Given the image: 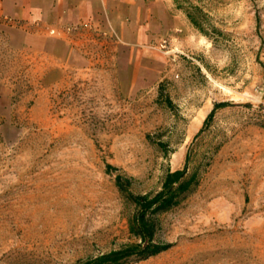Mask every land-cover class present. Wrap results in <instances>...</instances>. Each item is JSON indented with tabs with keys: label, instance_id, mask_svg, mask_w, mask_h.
Segmentation results:
<instances>
[{
	"label": "rangeland",
	"instance_id": "obj_1",
	"mask_svg": "<svg viewBox=\"0 0 264 264\" xmlns=\"http://www.w3.org/2000/svg\"><path fill=\"white\" fill-rule=\"evenodd\" d=\"M103 2L63 22L0 0V264L130 243L115 174L153 192L185 165L198 184L158 217L173 245L122 264H264V0H203L213 40L173 0Z\"/></svg>",
	"mask_w": 264,
	"mask_h": 264
},
{
	"label": "trees",
	"instance_id": "obj_2",
	"mask_svg": "<svg viewBox=\"0 0 264 264\" xmlns=\"http://www.w3.org/2000/svg\"><path fill=\"white\" fill-rule=\"evenodd\" d=\"M173 2L175 7L185 14L191 25L202 35L213 40L215 36L224 34L212 23L203 0H173ZM162 93L163 89L159 86V94ZM166 102L169 107L172 106V101L168 96ZM218 105L219 103L214 104L213 109L204 120V125L213 116ZM160 146L164 152H167L164 142H160ZM113 169L117 168L106 164V171ZM132 180V177L122 173H117L114 176L115 185L125 202L134 207L127 220L128 231L134 240L108 252L81 260L77 264H122L130 259H146L173 245L156 239L158 217L179 205L186 195L195 189L198 184L197 172L189 171L186 165L182 169L174 171L168 166L160 188L153 192H135L131 187Z\"/></svg>",
	"mask_w": 264,
	"mask_h": 264
},
{
	"label": "crops",
	"instance_id": "obj_3",
	"mask_svg": "<svg viewBox=\"0 0 264 264\" xmlns=\"http://www.w3.org/2000/svg\"><path fill=\"white\" fill-rule=\"evenodd\" d=\"M31 3H46L47 16L59 17L63 22H69L80 17L94 15L99 10L103 0H15Z\"/></svg>",
	"mask_w": 264,
	"mask_h": 264
},
{
	"label": "bare ground",
	"instance_id": "obj_4",
	"mask_svg": "<svg viewBox=\"0 0 264 264\" xmlns=\"http://www.w3.org/2000/svg\"><path fill=\"white\" fill-rule=\"evenodd\" d=\"M47 195V194H46ZM56 210V209H55ZM59 210V209H58ZM40 216V215H39Z\"/></svg>",
	"mask_w": 264,
	"mask_h": 264
}]
</instances>
